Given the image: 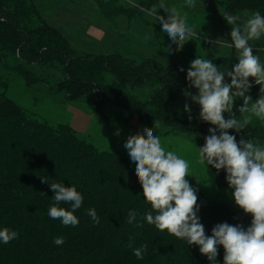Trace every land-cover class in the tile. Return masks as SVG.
Returning <instances> with one entry per match:
<instances>
[{
    "label": "trees",
    "instance_id": "trees-1",
    "mask_svg": "<svg viewBox=\"0 0 264 264\" xmlns=\"http://www.w3.org/2000/svg\"><path fill=\"white\" fill-rule=\"evenodd\" d=\"M227 2L234 10L258 8L264 15V0ZM210 60L226 72L238 63L237 57L228 55ZM57 62L64 75L59 84L68 100H85L96 110L104 106L132 110L142 122L193 134L197 147L204 145L208 129L215 127L200 114L174 105L185 91L194 89L187 80L190 66L155 57L137 60L123 51H80L67 34L44 18L34 0H0V65L32 86L42 78L36 74L37 67H53ZM225 81L230 83V77L225 75ZM250 83L247 94L255 100L261 86L251 78ZM5 88L0 80V230L8 227L18 238L0 242V264H213L198 245L160 232L146 221L142 228L128 223L130 211L138 220L151 211L129 158L99 148L65 123L52 124L29 113ZM228 131L237 142L243 136L264 144V121L249 123L240 132ZM206 172L215 185L229 188L224 169L207 165ZM41 177L48 183H42ZM51 183L75 186L83 195V204L74 213L78 226L66 227L48 216V208L39 200L54 196ZM194 189L206 235L225 222L245 229L250 226L252 217L241 208ZM60 207L71 210L70 205ZM90 208L96 209L98 224L87 215ZM57 236L64 237L62 246L53 243ZM130 241L133 248L147 244L143 259L133 255ZM217 247L216 264H224L223 246Z\"/></svg>",
    "mask_w": 264,
    "mask_h": 264
},
{
    "label": "clouds",
    "instance_id": "clouds-1",
    "mask_svg": "<svg viewBox=\"0 0 264 264\" xmlns=\"http://www.w3.org/2000/svg\"><path fill=\"white\" fill-rule=\"evenodd\" d=\"M183 7L195 8L196 0H184ZM158 9H163L167 16L158 14ZM158 9L152 7L149 15L162 25L161 30L167 33L177 50H181L189 40L198 39L197 31L188 25L186 17L176 6L168 7L161 3ZM223 17L232 26L231 42L218 39L215 43L220 47L234 48L238 63L226 72L221 71L212 60L198 56L187 70L189 86L197 89L198 94L188 95L200 105L201 119L215 126L208 129L210 135L205 137L204 145L197 147L199 163L226 171L228 186L234 190L235 204L245 214L251 215V224L245 229L242 225L233 226L225 222L215 225L210 236L205 234L197 215L196 190L187 179L189 162L174 151L165 150L160 137L153 131L159 127L157 122L153 128L144 127L142 133L130 135L123 145L130 160L135 163V175L142 187L143 197L151 205V211L139 220L137 214L130 211L128 223L142 228L143 221H146L160 232L166 231L189 245H198L200 253L213 264H216L218 245L224 249V264H264V145L243 136L237 142L228 131H242L250 116L264 120V63L253 53L250 44V41L264 37V15L257 10L243 22H238L237 17L227 13ZM225 75L230 77V83L225 81ZM250 78L261 86V95L255 100L247 94L252 86ZM237 98L243 101L237 109L244 116L243 120L233 113ZM185 110L190 111L187 104ZM225 112L230 114V118H224ZM115 134L119 135V131ZM41 182L48 183V179L41 177ZM50 189L54 192L55 203L49 208L48 216L61 220L66 227L78 226L79 219L74 213L81 208L83 195L75 186L63 183H51ZM61 203L69 204L71 210L60 207ZM87 215L94 223H99L95 208L88 209ZM16 238V231L8 227L0 230V242L8 244ZM53 243L62 246L65 239L57 236ZM128 246L137 259L144 258L148 247L142 244L133 248L131 241Z\"/></svg>",
    "mask_w": 264,
    "mask_h": 264
},
{
    "label": "rangeland",
    "instance_id": "rangeland-1",
    "mask_svg": "<svg viewBox=\"0 0 264 264\" xmlns=\"http://www.w3.org/2000/svg\"><path fill=\"white\" fill-rule=\"evenodd\" d=\"M227 1L196 0L195 8H185L184 0H34L44 18L67 34L72 45L80 51H123L137 60L155 57L176 62L183 67L190 66L191 61L198 56L207 59L217 55L237 57L234 48L220 47L215 43L218 39L231 42L232 26L223 15L227 13L237 17L238 22H243L259 9L234 10ZM161 3L168 7L176 6L186 17L188 25L197 31L198 39L189 40L181 50H177L167 33L161 30L162 25L149 15V10L154 6L158 9ZM100 4H105V8ZM158 14L167 16L163 9H158ZM250 44L253 53L264 63V37L250 41ZM60 67L59 63L53 67H37L36 74L42 78L38 77L32 86H28L23 77L0 65V80L5 83L6 94L29 113L52 124L65 123L77 135L99 148L119 152L130 159L123 146L127 138L142 133L144 127L153 128L155 123L142 122L132 110L108 106L96 110L85 100H68L59 84L64 79ZM188 93L196 95L198 90L185 91L174 105L185 111L187 104L191 112L199 115L200 105L192 101ZM242 103L236 99L233 106V113L241 120L244 116L237 109ZM223 115L225 119L230 118L227 112ZM261 121L264 120L255 116L249 119L250 124ZM117 131L119 135L115 134ZM153 131L160 137L166 151H174L189 162L187 179L193 188H199L212 200L239 208L232 196L234 190L215 185L206 172V165L199 163L193 134L170 131L161 124ZM259 144L264 145L261 142ZM133 165L135 167L134 162ZM39 201L45 203L48 210L55 203L53 196H46Z\"/></svg>",
    "mask_w": 264,
    "mask_h": 264
}]
</instances>
